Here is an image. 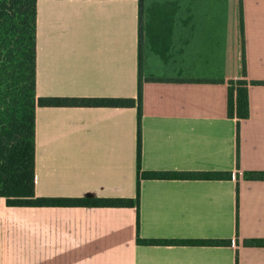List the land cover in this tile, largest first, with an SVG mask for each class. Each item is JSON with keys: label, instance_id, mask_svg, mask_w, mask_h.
<instances>
[{"label": "crops", "instance_id": "0c3cea01", "mask_svg": "<svg viewBox=\"0 0 264 264\" xmlns=\"http://www.w3.org/2000/svg\"><path fill=\"white\" fill-rule=\"evenodd\" d=\"M139 77L141 169L232 175L142 178L138 228L135 205L0 196V264H264V244L243 243L264 239V179L246 177L264 171V0H36L38 96L135 98ZM239 77L237 141L227 85ZM136 120V106L38 105L35 193L135 198Z\"/></svg>", "mask_w": 264, "mask_h": 264}, {"label": "trees", "instance_id": "16d2710c", "mask_svg": "<svg viewBox=\"0 0 264 264\" xmlns=\"http://www.w3.org/2000/svg\"><path fill=\"white\" fill-rule=\"evenodd\" d=\"M245 73V60L242 58V76H245ZM247 84L245 77H239L229 79L227 85V114L236 118L237 141L240 119L248 116ZM38 105L136 106L135 198L37 195L35 193V109ZM141 116V77L138 78L135 98L38 96L36 94V0H0V196L4 197L6 205H135L138 228V199L142 178L220 179L232 175L231 171L222 170L141 169ZM246 177L264 179V171H251ZM148 241L173 243L185 240L153 238ZM189 241L200 244L231 242L229 238H200ZM243 243L264 244V239L246 238Z\"/></svg>", "mask_w": 264, "mask_h": 264}]
</instances>
